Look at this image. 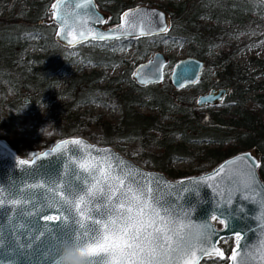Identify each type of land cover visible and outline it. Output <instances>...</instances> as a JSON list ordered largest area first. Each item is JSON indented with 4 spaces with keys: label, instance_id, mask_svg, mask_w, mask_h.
Masks as SVG:
<instances>
[{
    "label": "water",
    "instance_id": "95a60500",
    "mask_svg": "<svg viewBox=\"0 0 264 264\" xmlns=\"http://www.w3.org/2000/svg\"><path fill=\"white\" fill-rule=\"evenodd\" d=\"M53 3L58 7L51 13L60 17L52 15L55 37L67 46L100 40L99 35L107 41L158 34L168 27L165 11L156 5L130 6L117 23L103 27L105 15L94 0ZM126 11L136 18L121 34L114 29L128 22ZM167 64L162 51L155 50L133 67L132 76L140 84L159 82ZM202 67L201 58L186 55L172 63L167 76L173 87H187L199 80ZM229 90L228 85L213 87L197 94L195 104H217ZM260 155L254 145L205 171L171 178L110 144L77 134L57 138L29 156L0 139V264H64V254L73 252L85 264H183L182 258L192 259L196 252L198 264L220 257L214 249L222 252L219 241L228 237L233 245L226 264H264ZM22 159L29 163L21 165ZM149 219L152 226H140ZM165 224V231L157 230Z\"/></svg>",
    "mask_w": 264,
    "mask_h": 264
},
{
    "label": "trees",
    "instance_id": "16d2710c",
    "mask_svg": "<svg viewBox=\"0 0 264 264\" xmlns=\"http://www.w3.org/2000/svg\"><path fill=\"white\" fill-rule=\"evenodd\" d=\"M107 1L94 0L100 10L109 14L104 21L107 26L117 23L121 12L133 6L130 0H109L108 5ZM52 2L0 0V132H3L0 139L17 153L21 151L15 139V127L22 114L30 112L50 120L44 124L53 125L54 140L71 135L81 129L77 109L96 102L117 110L119 116L112 121L100 119L101 114H96L101 129L100 143L111 144L135 136L142 154L154 163L153 167L171 178L189 174L165 166L173 156L192 157L199 163V172L255 145L262 151L257 170L264 181V92L247 95L251 85L238 83L248 78L249 73L242 74L246 65L237 66L230 56L245 39L243 36L236 41L228 39L248 30L264 32V0H168L163 7L170 11V21L163 33L117 38L102 47H84V41L72 45L79 48L82 61H90L92 66L80 73L65 67L76 59H64L60 51L67 45L55 37ZM165 34L172 39L186 38L190 42L188 54L204 60L199 76L202 82L192 84L194 89L198 86L230 87L226 99L235 103L233 115L228 114L226 107L212 109L208 105L200 112L194 91L173 87L166 74L159 81L161 84H140L132 76L134 66H126L116 75L109 73L113 65L125 62L116 53L118 48L111 46L114 42L120 41L123 47L132 41L137 55L143 56L151 45L157 46ZM29 39H32L30 43ZM29 44L35 53L26 49ZM219 45L222 47L212 59L204 57L205 50ZM247 64L256 67L252 72L264 73V59L250 57ZM215 66H220L215 70L216 77L204 83L205 67ZM58 69L71 75L62 88H57ZM57 99L59 101L55 102ZM136 106H145L151 112H139ZM153 140L158 149L147 150ZM202 141L205 144L194 145ZM26 146L33 151L35 147L41 149L47 145L33 142ZM230 247L231 244L223 245L222 257L208 259L203 264H226Z\"/></svg>",
    "mask_w": 264,
    "mask_h": 264
},
{
    "label": "rangeland",
    "instance_id": "374dc122",
    "mask_svg": "<svg viewBox=\"0 0 264 264\" xmlns=\"http://www.w3.org/2000/svg\"><path fill=\"white\" fill-rule=\"evenodd\" d=\"M130 1L133 5H136V4L156 5V6L161 7L162 9H164L163 5L168 2V0H130ZM109 2L110 1L108 0L106 4L108 5ZM102 12L106 14V18H104L103 23H101V26L106 27L107 25L105 24L104 21L108 19L109 14L106 11H102ZM166 13L169 16L170 11L167 10ZM203 21L204 20H202V22ZM262 21L264 22V15L262 17ZM241 36H243V38L245 39V42L242 44V46L238 48V50L233 55L230 56V60L234 64L240 67H243L246 65V70L243 71L242 74H246V72H248L249 74H248V78L244 80H239L238 83L243 86L251 85V89L246 93L247 95L264 92V73L252 72L254 71V69H256V67L254 65L247 64L250 57H258V58L264 59V32H261L260 30H248L243 33H238L234 37H229L228 39L231 41H236L237 38ZM28 41L30 43L32 39H29ZM107 41L92 39V40L84 41L82 46L102 47V46L107 45ZM191 42L193 45L197 46L196 44H194L193 41ZM189 43L190 42H188L186 38H181L180 36H176L175 39H172L170 36L165 34L159 40V43L157 46L151 45L150 51L148 53H145L143 56H138L136 48L134 47L132 41H130L128 44H126L123 47H120V41H116L111 46L118 48L116 53L120 55L125 60V62L121 64L113 65L109 73L112 75H116L124 67L135 66V64L139 63L140 61L147 59L153 53V51L160 50L168 58V64L165 67V74L168 75L171 69V65L174 60L180 57L189 55L188 54V44ZM220 47L222 46L220 45L214 46L212 48L205 50L203 52L204 57H206L207 59H212L214 57V54L216 53L218 49H220ZM26 49L29 50L31 53L36 52V50L32 49L31 44L27 45ZM60 51L63 53L64 59H69V58L76 59L74 63L69 62L65 65V67H72L73 69H76L78 73L82 71H88L92 67L90 64V61H84V62L82 61V56L80 55V51L78 47L66 46ZM216 69H220V66L205 67L204 72L206 76H205L204 83L207 84L209 81L214 79V77H216V74H215ZM56 73H57V79H58L57 88H62V86L65 83V79L70 77L71 75L70 73L61 71L60 69H58ZM200 82H202L201 79L198 80V83ZM159 84L161 83L159 82ZM208 89L209 88H204V87H199V86L194 89L192 85L180 88V90L185 91V92L194 91L195 96L201 92L207 91ZM57 101H59V99H57L55 102ZM206 105H208L212 109L226 107L228 114L233 115L232 111L235 106V103L233 100L226 99L225 97L221 102L217 104H206ZM206 105H199L201 107L200 112L204 111L203 107ZM136 109L142 113L151 112L145 106H136ZM77 112L80 113V116L78 119L81 120L80 121L81 129L78 132L73 133V134L84 136L88 138L89 140L94 141L99 144H102L99 141L101 129L97 123L98 120L95 117L96 114L98 113L101 114L100 119L102 118V119H108L112 121H115L119 117L117 110L110 109L105 106H101L96 102H92V103L87 104L86 106L80 107L79 109H77ZM48 121L50 120L45 118L44 116H40L37 112H30V113L22 114L21 120L17 121V125L15 127L16 128L15 139L19 143L18 144L19 149L23 151V153L21 151H18L19 155L29 156L33 152L40 150L39 149L40 146L35 147L33 151L28 150L26 145H30L33 142H36V145L39 144L41 146H44V145L48 146L50 145L51 142H53L54 140L52 136L53 125L51 124V122L49 124H44V122L48 123ZM2 133L3 132H0V134ZM202 144H205V141H202L201 144H194V145L200 146ZM110 145H112L115 149H117L123 155L131 158L132 160H134L141 166L145 168H149V169H155L153 167L154 163L148 157L142 154L141 152L142 148L138 142V139L135 136H130L127 139L117 140L115 143H111ZM263 147H264V144H263ZM146 149L147 150H157L158 146L153 140L146 147ZM261 154H262V151H261ZM197 165H199L198 161L194 160L192 157H183L179 155L171 157L165 163L166 167L172 168L173 170H183L185 172H188L189 174H196V173L202 172V171L197 172L198 171ZM156 170H159V169H156ZM217 225H220V223H217ZM228 244H231V245L233 244L232 237L224 238L219 241V245L221 246V248L223 247V245L228 246ZM211 258H219V257L204 258L198 264H203V261H207L208 259H211Z\"/></svg>",
    "mask_w": 264,
    "mask_h": 264
},
{
    "label": "snow or ice",
    "instance_id": "6c2138e0",
    "mask_svg": "<svg viewBox=\"0 0 264 264\" xmlns=\"http://www.w3.org/2000/svg\"><path fill=\"white\" fill-rule=\"evenodd\" d=\"M51 7H52L53 9H56V8L58 7V5H57L56 3H53V4L51 5ZM78 7H84V5H78ZM52 15H53L54 17H56L57 19L60 18V17L58 16V14H57L55 11L52 13ZM123 16H124L125 18H129V19H128V22H127V23H121V24L118 26L117 29H114V31L121 32V34H123V30H124L126 27L131 28V27L134 26V25L131 23V21H132V20H135V18H136V17H135V14H133L132 12H129V11L124 12V13H123ZM161 31H167V28H162ZM94 38H96V37H94ZM98 38H99L100 40H104V39H105V37H104L103 35H99ZM70 43H71V41H70ZM65 143H69V142H68V141H65ZM70 143L79 145V144L81 143V141H80V140H73V141H71ZM45 155L47 156L48 154L45 153ZM38 159H40V158H38ZM244 159H248V157H244ZM19 163H20L21 165H23V164L29 163V161H28V160H23V159H22V160L19 161ZM0 207H3V205H0ZM212 219H213V220H216L217 217H216V216H213ZM145 224H146L147 226H152V225L154 224V221L151 220V219H149V220L143 222L140 226L143 227ZM166 228H167V225L165 224L164 226L158 228L157 230H158V231H165ZM206 231L208 232L209 235L211 234V232H210V226H207ZM201 237L204 238V239H207V238H208V236L205 235V232H201ZM166 239L169 240V243H170L171 238L166 237ZM236 239H237V241L240 240V235H239V234H237ZM168 251H171V248H170V247H169ZM214 251H215L216 253H218L220 256L223 255V253L220 252V250H219L218 248L214 249ZM195 256H196V252H195V255L191 256L192 259H185V258H182L181 260L183 261V264H195V262H194V258H195ZM232 258H233V259L236 258V252H235V250H233ZM171 261H172V260H169V261L163 262V264H171ZM179 261H180V260H177L178 264H179Z\"/></svg>",
    "mask_w": 264,
    "mask_h": 264
},
{
    "label": "clouds",
    "instance_id": "9594fccd",
    "mask_svg": "<svg viewBox=\"0 0 264 264\" xmlns=\"http://www.w3.org/2000/svg\"><path fill=\"white\" fill-rule=\"evenodd\" d=\"M41 105H43L46 108V105L41 100ZM40 106V105H39ZM64 264H85V261L78 256L75 252L73 254L68 255L64 254L63 256Z\"/></svg>",
    "mask_w": 264,
    "mask_h": 264
},
{
    "label": "flooded vegetation",
    "instance_id": "af4514ba",
    "mask_svg": "<svg viewBox=\"0 0 264 264\" xmlns=\"http://www.w3.org/2000/svg\"><path fill=\"white\" fill-rule=\"evenodd\" d=\"M124 10H125V9H124ZM163 10H164V9H163ZM164 11H165V10H164ZM103 13H104V12H103ZM121 13H122V12H121ZM165 13H166V11H165ZM104 15H105L104 18H106V14H105V13H104ZM120 15H121V14H120ZM166 15H167V17H168V25H169V21H170V19H169V16H168L167 13H166ZM119 18H120V16H119ZM112 25H113V24H112ZM109 26H111V25H109ZM152 35H153V34H152ZM148 58H149V57H148ZM166 59H167V62H168V58H167V57H166ZM202 60H203V59H202ZM174 61H175V60H174ZM174 61H173V62H174ZM171 66H172V65H171ZM203 67H204V60H203ZM203 67H202V68H203ZM200 74H201V73H200ZM221 86H224V85H221ZM221 86H218V87H221ZM211 88H213V87H210L209 89H211ZM214 88H217V87H214ZM209 89H208V90H209ZM208 90H207V91H208ZM226 96H227V94L224 96V98H225ZM224 98H223V99H224ZM232 245H233V244H232ZM232 245H231V247H232ZM231 247H230V248H231ZM221 249H222V248H221ZM222 253H223V249H222ZM228 253H229V252H228ZM227 255H228V254H227ZM226 260H227V259H226Z\"/></svg>",
    "mask_w": 264,
    "mask_h": 264
}]
</instances>
